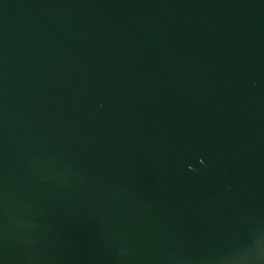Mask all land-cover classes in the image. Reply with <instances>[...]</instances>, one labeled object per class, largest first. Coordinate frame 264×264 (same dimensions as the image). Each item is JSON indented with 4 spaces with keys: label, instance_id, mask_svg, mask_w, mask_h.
<instances>
[{
    "label": "water",
    "instance_id": "95a60500",
    "mask_svg": "<svg viewBox=\"0 0 264 264\" xmlns=\"http://www.w3.org/2000/svg\"><path fill=\"white\" fill-rule=\"evenodd\" d=\"M0 264H264V0H0Z\"/></svg>",
    "mask_w": 264,
    "mask_h": 264
}]
</instances>
